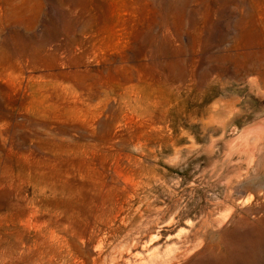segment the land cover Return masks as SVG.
Listing matches in <instances>:
<instances>
[{
  "label": "rangeland",
  "instance_id": "1",
  "mask_svg": "<svg viewBox=\"0 0 264 264\" xmlns=\"http://www.w3.org/2000/svg\"><path fill=\"white\" fill-rule=\"evenodd\" d=\"M0 264H264V0H0Z\"/></svg>",
  "mask_w": 264,
  "mask_h": 264
},
{
  "label": "bare ground",
  "instance_id": "2",
  "mask_svg": "<svg viewBox=\"0 0 264 264\" xmlns=\"http://www.w3.org/2000/svg\"><path fill=\"white\" fill-rule=\"evenodd\" d=\"M33 224V223H32Z\"/></svg>",
  "mask_w": 264,
  "mask_h": 264
}]
</instances>
